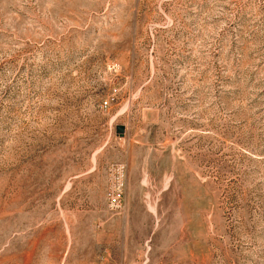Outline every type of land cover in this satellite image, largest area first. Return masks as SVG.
<instances>
[{
    "label": "rangeland",
    "instance_id": "rangeland-1",
    "mask_svg": "<svg viewBox=\"0 0 264 264\" xmlns=\"http://www.w3.org/2000/svg\"><path fill=\"white\" fill-rule=\"evenodd\" d=\"M0 264H264V0H0Z\"/></svg>",
    "mask_w": 264,
    "mask_h": 264
},
{
    "label": "built area",
    "instance_id": "built-area-1",
    "mask_svg": "<svg viewBox=\"0 0 264 264\" xmlns=\"http://www.w3.org/2000/svg\"><path fill=\"white\" fill-rule=\"evenodd\" d=\"M106 104V101L103 102ZM106 182V204L109 211L119 214L123 210L124 176L123 165L113 164L108 168Z\"/></svg>",
    "mask_w": 264,
    "mask_h": 264
},
{
    "label": "crops",
    "instance_id": "crops-1",
    "mask_svg": "<svg viewBox=\"0 0 264 264\" xmlns=\"http://www.w3.org/2000/svg\"><path fill=\"white\" fill-rule=\"evenodd\" d=\"M94 176L91 172H80L75 173L68 178V190L69 191H78L84 192L87 194L93 187V185L89 182L91 177ZM106 183V178L103 181V185ZM105 187V186H104Z\"/></svg>",
    "mask_w": 264,
    "mask_h": 264
},
{
    "label": "water",
    "instance_id": "water-1",
    "mask_svg": "<svg viewBox=\"0 0 264 264\" xmlns=\"http://www.w3.org/2000/svg\"><path fill=\"white\" fill-rule=\"evenodd\" d=\"M118 129H120V127H118Z\"/></svg>",
    "mask_w": 264,
    "mask_h": 264
}]
</instances>
